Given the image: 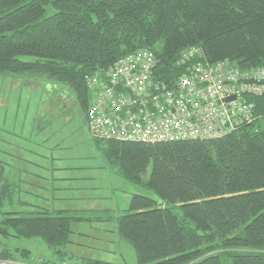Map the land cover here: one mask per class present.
Wrapping results in <instances>:
<instances>
[{
	"label": "trees",
	"instance_id": "16d2710c",
	"mask_svg": "<svg viewBox=\"0 0 264 264\" xmlns=\"http://www.w3.org/2000/svg\"><path fill=\"white\" fill-rule=\"evenodd\" d=\"M141 50L170 88L193 66L262 68L264 0H0V76L67 85L87 129L88 78ZM263 97H241L249 121L216 140L120 142L88 129L109 172L157 198L133 194L115 216L15 200L0 149V239L40 238L54 262L39 264H106L71 258L66 247L72 224L114 222L138 264H264ZM13 205L24 210L3 212ZM15 253L1 251L0 262L30 259Z\"/></svg>",
	"mask_w": 264,
	"mask_h": 264
},
{
	"label": "rangeland",
	"instance_id": "374dc122",
	"mask_svg": "<svg viewBox=\"0 0 264 264\" xmlns=\"http://www.w3.org/2000/svg\"><path fill=\"white\" fill-rule=\"evenodd\" d=\"M0 149L6 177L16 186L15 200L54 212L110 211L113 216L127 208L133 194L157 200L146 188L109 172L74 104L72 90L42 76H0ZM50 166L60 168L59 174ZM12 210L24 209L13 205L3 212ZM71 230L66 247L71 258L138 264L134 248L119 238L114 222L76 223ZM4 250L16 259L21 258L16 250L28 251L36 260L52 258L40 238H1L0 252Z\"/></svg>",
	"mask_w": 264,
	"mask_h": 264
},
{
	"label": "built area",
	"instance_id": "2783aa9c",
	"mask_svg": "<svg viewBox=\"0 0 264 264\" xmlns=\"http://www.w3.org/2000/svg\"><path fill=\"white\" fill-rule=\"evenodd\" d=\"M154 65L153 54L141 50L88 78L93 137L132 143L216 140L249 121L241 97L264 94V67L239 72L226 65L193 66L170 88L153 79Z\"/></svg>",
	"mask_w": 264,
	"mask_h": 264
},
{
	"label": "crops",
	"instance_id": "0c3cea01",
	"mask_svg": "<svg viewBox=\"0 0 264 264\" xmlns=\"http://www.w3.org/2000/svg\"><path fill=\"white\" fill-rule=\"evenodd\" d=\"M40 119V118H39ZM53 160V159H52ZM6 166H7V163L5 162V170H4V172H5V177H6ZM39 167V166H38ZM49 168H51L52 170H54L57 174H59V172H60V168H54V167H52V166H50ZM46 170H48V169H46ZM10 177V176H9ZM7 178V177H6ZM52 259V258H51ZM50 258H45V259H32V258H30V259H25L24 257L21 259V260H18V262H16V264H39L41 261H52ZM53 262H54V260H53ZM55 262H57V261H55Z\"/></svg>",
	"mask_w": 264,
	"mask_h": 264
},
{
	"label": "water",
	"instance_id": "95a60500",
	"mask_svg": "<svg viewBox=\"0 0 264 264\" xmlns=\"http://www.w3.org/2000/svg\"><path fill=\"white\" fill-rule=\"evenodd\" d=\"M0 264H16V263H12V262H0Z\"/></svg>",
	"mask_w": 264,
	"mask_h": 264
},
{
	"label": "bare ground",
	"instance_id": "6f19581e",
	"mask_svg": "<svg viewBox=\"0 0 264 264\" xmlns=\"http://www.w3.org/2000/svg\"><path fill=\"white\" fill-rule=\"evenodd\" d=\"M194 49H195V48H194ZM196 49H197V48H196ZM194 51H195V50H194ZM198 51H199V50H198ZM193 53H194V52H193ZM229 65H230V64H229ZM231 67H232V66H231ZM186 68H187V67H186ZM236 68H237V67H236ZM236 68H235V69H236ZM254 68H255V67H254ZM256 68H257V67H256ZM250 69H251V68H250ZM252 69H253V68H252ZM181 71H182V68H181ZM250 71H251V70H250ZM180 73H181V72H180ZM182 73H183V72H182ZM184 74H185V73H184ZM182 76H184V75H182ZM263 98H264V97H263ZM263 98H262V99H263ZM260 99H261V98H260Z\"/></svg>",
	"mask_w": 264,
	"mask_h": 264
}]
</instances>
